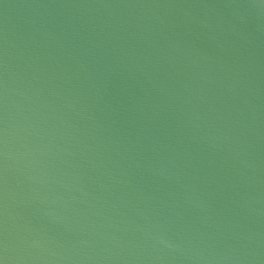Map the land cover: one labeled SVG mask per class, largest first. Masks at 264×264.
Here are the masks:
<instances>
[{
    "label": "water",
    "instance_id": "95a60500",
    "mask_svg": "<svg viewBox=\"0 0 264 264\" xmlns=\"http://www.w3.org/2000/svg\"><path fill=\"white\" fill-rule=\"evenodd\" d=\"M0 264H264V0H0Z\"/></svg>",
    "mask_w": 264,
    "mask_h": 264
}]
</instances>
